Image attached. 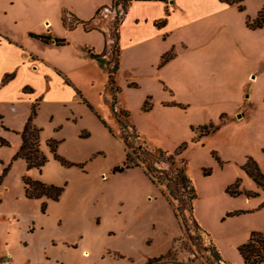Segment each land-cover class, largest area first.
<instances>
[{
	"label": "rangeland",
	"instance_id": "1",
	"mask_svg": "<svg viewBox=\"0 0 264 264\" xmlns=\"http://www.w3.org/2000/svg\"><path fill=\"white\" fill-rule=\"evenodd\" d=\"M38 1H46L37 11L47 14L49 32L57 35L67 33L63 16L68 24L75 23L70 13L80 12V5L89 6L96 0ZM240 4L244 9L235 4V13L253 18L264 0H242ZM115 20L104 19L111 25V45L116 39ZM56 50L77 54L80 64L73 78L79 88L69 78L68 84L80 92V101L73 107H57L55 126L47 117L52 107L43 104L40 118L46 125L35 123L41 128V148L48 157L41 170L27 169L23 159H14L17 151L9 156L13 142L0 133L8 141V145L0 143V175L7 167L0 182V264H223L210 253L211 245L221 258L245 264L237 247L252 230L264 232V190L242 166L251 156L264 172V151L259 154L256 150L249 136L252 132L244 134L246 118L225 123L224 111L233 112L237 104L225 101L220 93H210V88L217 86L211 87L205 79L169 80L170 68L164 71L168 81L161 77L128 81L115 77L118 91L111 99L107 68L103 69L97 58L89 60L80 41ZM176 50L174 46L169 50L173 57ZM166 63L159 62L158 68ZM257 72L255 69L252 74ZM250 81L255 82L251 90L258 98L264 92V77ZM146 101L149 109L144 107ZM40 107L39 103L38 110ZM205 125H213L212 131L201 135L200 127ZM132 127L139 134L137 138ZM123 133L128 135L134 156L139 155L134 147L140 144L155 153H172L182 142L187 143L172 164L152 162L171 177L184 158L186 174L198 194L193 216L199 227L185 208L189 219L184 229L169 201V190L153 184L142 167L113 173L125 158ZM49 139L58 142V154L80 166H65L56 160L47 145ZM24 175L64 190L57 200L26 199ZM237 178L241 191L257 194L231 196L227 187ZM172 189L181 192L175 186ZM235 211L243 212L232 214ZM84 249L88 255L83 254Z\"/></svg>",
	"mask_w": 264,
	"mask_h": 264
},
{
	"label": "crops",
	"instance_id": "2",
	"mask_svg": "<svg viewBox=\"0 0 264 264\" xmlns=\"http://www.w3.org/2000/svg\"><path fill=\"white\" fill-rule=\"evenodd\" d=\"M113 1L96 0L89 6L80 5V12L74 10L76 14L70 15L89 21L86 28L81 24L68 28L61 19L67 33L54 35L49 32L47 25L51 20L47 14L37 11L38 5L46 1L0 0V133L13 142L9 156L21 145L18 132L23 129L35 101L41 107L34 122L46 125L40 118L41 108L50 104L52 111L47 117L52 119L51 126L58 125L54 121L57 107H73L80 101V92L75 89L79 87L73 78L80 64L77 54L57 52V48H69L72 42L80 41L81 51L89 60L96 59L89 49L101 54L103 60L110 58L113 38L110 22L104 19H113L114 13L98 9L112 6ZM235 10V4L220 0H131L126 11H121L115 77H125L126 81L161 77L168 81L164 71L170 68L173 71L169 80L205 79L211 87L217 86L210 88V93H220L225 101L237 104L233 112L224 111L225 123L246 118L244 134L252 132L249 136L260 154L264 151V92L254 98L251 87L255 82L250 79L258 81L264 77V26L249 28L247 17L236 14ZM161 20L164 23L156 25ZM31 33L51 39L44 42ZM55 38L65 39V43L58 45ZM172 46L177 49L175 56L158 68L162 55ZM103 66L106 70L105 63ZM255 69L258 72L252 74ZM6 75L11 77L2 84ZM68 78L75 87L68 84ZM108 96L112 99L113 93L110 91ZM3 126L8 129L4 130ZM68 247L73 246L68 244ZM2 248L0 242L1 252ZM6 254L12 255L10 251ZM223 259L218 261L224 264L227 260L223 262Z\"/></svg>",
	"mask_w": 264,
	"mask_h": 264
},
{
	"label": "trees",
	"instance_id": "3",
	"mask_svg": "<svg viewBox=\"0 0 264 264\" xmlns=\"http://www.w3.org/2000/svg\"><path fill=\"white\" fill-rule=\"evenodd\" d=\"M220 1L230 5L236 4L238 5L240 10L244 9L243 6L240 4L242 0H220ZM130 2L131 0H114L113 4H121L122 11L125 12ZM102 7H100L98 11L101 10ZM115 18L116 20L114 21V25L116 29L115 30L116 39L113 45H111L110 58L108 60H103L101 54H96L91 49L88 50V52L92 57L97 58L101 63H105L108 72L109 87L111 92H113L114 94V98H115V92L118 91V86H116L115 83V73L118 69V62H119L118 57H119V49H120L119 33H118L120 26V18L119 16H116ZM74 19L76 20L75 23L68 24L66 22L65 16L62 17L64 25H66L68 28H74L77 24H81L84 28H86L85 25L89 23V21L80 20L76 17H74ZM163 23L164 20H161L156 22V25L161 26ZM246 25L251 29L261 28L264 26V5L257 12L254 18L248 17L246 19ZM31 36L40 39L41 41L44 42H49L51 39V36H47V35H39V34L31 33ZM54 41L58 45L65 43V39L62 38H55ZM172 57H173L172 51L164 53L161 57L160 65L166 63ZM112 58H114V64H112ZM10 77L11 75H6V77L2 81V84L5 83ZM172 104L180 105L179 103H175V102H173ZM38 105H39L38 101H35L33 103L30 114L24 124L23 129L20 132H18L21 136V145L13 158L24 159L26 162L27 169L37 168L41 170V168L47 162L48 157L41 148V143H40L41 128L38 127L34 122V118L36 117L38 112ZM144 107L146 109L150 108V105L148 104L147 101ZM3 128L8 129L7 127L4 126ZM212 128L213 125H205L200 127L201 135L208 134L209 132L212 131ZM132 129H133L134 137L137 138L139 135L138 132L134 127H132ZM121 138L123 139V142L125 144V158L123 159L121 164L113 168V173L123 172L127 169L134 167H142L144 173L149 177V179L152 181L153 184L165 185L166 188L169 190V195H170V197L168 196L169 201L173 206L175 215L178 217V219L184 226V229L187 228L188 219H189L185 215L184 212L185 208H187L188 211L190 212L191 219L193 220L195 225L199 227L198 223L196 222L193 216L194 201L197 199L198 194L193 184V181L186 174L184 158L180 159L181 165L175 168V171L171 177L164 174L163 171L158 170L153 165V162H171L172 164L173 157L182 154L183 151L187 148V143L182 142L180 145L177 146V148L172 153L168 152L167 150H158L155 153L147 149V147H144L140 144L139 146H137V148L134 147V149L137 150V152L139 153V155L134 156V154L129 150L131 145L128 142V135L126 133H123ZM0 143L2 145H8V141L2 138L1 136H0ZM57 143L58 142L54 139H49L47 141V145L53 157L65 166H70V165L80 166V164L68 161L63 156L58 154ZM242 168L247 173V175L257 184V186L260 187L262 190H264V172L261 170L257 162L251 156L247 157V160L243 164ZM6 170L7 167L4 168L3 173L0 175V182L2 181L3 175L5 174ZM22 181L24 186V196L27 199L46 198V199L57 200L59 199L60 195L64 190L63 186L56 185L53 183H46L39 179L32 178L29 175H24L22 177ZM239 185H240V179L237 178L232 184H230L227 187V192L231 196H239L242 193H244L246 196H255L257 194L256 192H252L249 190L241 191L239 189ZM172 186H175L179 190H181L180 194H177L175 191H173ZM173 199L177 200L176 204L173 203L172 201ZM44 209L45 206L44 204H42L41 211L43 212ZM242 212L243 211H235L232 214H239ZM237 248L245 264L264 263V233L263 232L259 230H252L250 232L249 238L245 242L241 243ZM209 251L215 258L222 259L213 245L210 246ZM228 264H232V263H228Z\"/></svg>",
	"mask_w": 264,
	"mask_h": 264
},
{
	"label": "built area",
	"instance_id": "4",
	"mask_svg": "<svg viewBox=\"0 0 264 264\" xmlns=\"http://www.w3.org/2000/svg\"><path fill=\"white\" fill-rule=\"evenodd\" d=\"M115 6V7H114ZM106 11V12H113L114 13V18L116 16H120L121 15V11H122V6L120 4H113L112 6H103L101 8V11Z\"/></svg>",
	"mask_w": 264,
	"mask_h": 264
},
{
	"label": "bare ground",
	"instance_id": "5",
	"mask_svg": "<svg viewBox=\"0 0 264 264\" xmlns=\"http://www.w3.org/2000/svg\"><path fill=\"white\" fill-rule=\"evenodd\" d=\"M83 254H84V255H88V251H87V250H84V251H83Z\"/></svg>",
	"mask_w": 264,
	"mask_h": 264
}]
</instances>
